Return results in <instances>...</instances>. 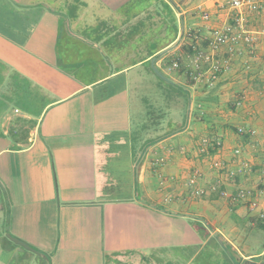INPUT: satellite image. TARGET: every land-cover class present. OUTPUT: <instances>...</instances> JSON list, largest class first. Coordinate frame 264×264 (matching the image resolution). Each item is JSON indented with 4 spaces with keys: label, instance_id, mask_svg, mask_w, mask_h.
<instances>
[{
    "label": "crops",
    "instance_id": "0c3cea01",
    "mask_svg": "<svg viewBox=\"0 0 264 264\" xmlns=\"http://www.w3.org/2000/svg\"><path fill=\"white\" fill-rule=\"evenodd\" d=\"M198 5L210 21L200 19ZM237 18L255 41L221 48L217 57L228 68L213 86L171 74L188 29L200 32L194 42L204 48L213 27ZM262 29L254 13L223 0H0V264L29 256L50 264H180V257L191 264L197 251L176 253L178 245L165 241L193 235L196 217L217 219L221 202L234 207V217L248 207L192 193L194 170L205 173L206 185L215 174L200 152L202 137L222 143L210 144L208 156L235 172L227 188L250 189L261 205L253 211L264 213ZM149 62L186 95V115L179 120L172 109L149 117L146 105L132 130L131 70ZM116 77L119 89L109 87ZM21 80L27 101H40L36 110L13 105ZM96 92L107 94L95 101ZM21 123L28 125L23 135ZM239 126L256 132L240 136Z\"/></svg>",
    "mask_w": 264,
    "mask_h": 264
},
{
    "label": "rangeland",
    "instance_id": "374dc122",
    "mask_svg": "<svg viewBox=\"0 0 264 264\" xmlns=\"http://www.w3.org/2000/svg\"><path fill=\"white\" fill-rule=\"evenodd\" d=\"M200 19L205 21L202 17ZM210 20L211 19L209 18L208 21ZM193 33H194L193 29L191 30L188 29L187 32H185V34L183 35L184 38L177 43L179 44L182 55L184 56V57L178 56L177 58V60H179L181 63L184 60H185L184 62L188 61L189 58L186 57L187 55H189L188 57H191V55L193 54V53L191 54L188 49V46H190L189 43L193 41L194 46L203 48L195 44L194 42L195 38ZM198 33L200 32H196L195 35H197ZM201 37L202 36H199L198 39L199 43L202 39ZM222 49L220 51H222ZM150 63L151 62H149L148 65L145 64L144 66L140 67V69L131 70V76H130L131 83L129 85L128 95H129V111L131 116L132 130L135 124L138 123V120L140 121V119H142L144 115L143 109L144 110L146 109V105H148L146 111H149L148 114L149 117L153 115H158L159 113L163 114L166 113L167 111L171 112V110L173 109L174 112L176 111L178 112L179 120H183L186 111L185 110L187 103L186 95L181 91L179 92L174 91L175 92L174 93L172 89H175V86L162 81L158 75L153 73L152 69L149 67L151 65ZM72 66H71V62H69V67L74 68ZM172 72H175V74H178V76L179 74L182 73L183 78H181V80L183 79L184 82H186L187 84L194 83L196 86H198L201 83L194 81L188 74L184 73L183 70L171 71V74ZM86 76H87L86 78L92 77L91 74ZM121 79L122 77H116L115 82H110L109 87H117V89H119L118 84L120 83ZM9 83H11V81H9ZM27 85L28 84L22 80L18 81L16 92L14 94L12 93L11 100H13L14 103L13 105H17L21 108L24 107L27 108L28 106L29 108L36 110L34 106L39 105L40 101L36 100V96L30 97V100L27 101L26 98L27 87H25ZM160 85H163L164 87H160ZM105 94H107V92L93 93V100L96 101V98H99V96H103ZM109 94L113 95L115 94V92L114 93L110 92ZM31 95H36V93L31 92ZM221 102L222 104H225V103H229V100H222ZM25 124L21 123V127L19 129L20 135H23L26 132V127H28V125ZM99 173L102 174V172ZM54 177L56 178V175ZM56 184H57V180H56ZM112 197L116 198L115 196ZM229 204L230 203L226 205L224 202L218 204L217 210H220L221 214H219L220 216L217 219L210 220L208 217H196L194 220L189 221L192 224V226H190V229H192L190 231V234L193 233V235L185 236V237L180 236V239L177 238V240L165 241L164 244L165 245L168 244L171 246L178 245L176 248H174L176 253L177 251L182 252V250H184L187 253L189 251H197L195 257L193 258L194 261L192 262V264H196V261L202 260V257L198 259L197 255L199 254L204 255L205 251L209 250L208 249L209 247H205V244H202V242L204 241V237H202L201 235L203 230L200 229H207L208 231L211 229V231L212 230L216 231L212 233L216 234V240L218 241L210 240L212 238H215V236L212 235V237L210 236L211 238L208 236L207 237V239L209 238V240L207 241L208 244L217 242L223 245L224 244L232 245L233 247H237L238 249H240L243 256L255 252V250L264 251V230L258 227V223L260 222L259 219L261 218L260 214L262 213L261 210L252 211L248 209V207L243 206L241 207L242 211L239 214L235 213L236 216L234 217L232 215L234 212L231 211V209L234 210L233 209L234 207H232ZM243 205H247V204L245 203ZM259 207H261L260 201H259ZM193 239H195L194 243L196 245H191L188 247H185L183 245V244H191L192 243L191 240ZM211 245L213 246V244ZM28 253H29L28 255L36 256V254H33L32 252H28ZM207 254L208 255L211 254L213 259H215V257L218 256L217 252L215 253L213 249H211V251L208 252ZM29 258L30 256L22 257V258L20 257L19 260L15 258L13 262L10 261L9 264H50L49 262L46 263L44 261L41 262L39 259H37L36 262L30 261Z\"/></svg>",
    "mask_w": 264,
    "mask_h": 264
},
{
    "label": "built area",
    "instance_id": "2783aa9c",
    "mask_svg": "<svg viewBox=\"0 0 264 264\" xmlns=\"http://www.w3.org/2000/svg\"><path fill=\"white\" fill-rule=\"evenodd\" d=\"M176 3L181 4L185 0H174ZM228 7L235 10L246 9L254 13L263 29L264 33V0H223ZM197 10L200 11V16L208 21L210 13L203 9L202 6H196ZM195 40L198 41L199 36H194ZM206 38V48H199L193 46V54L189 57L188 61L182 63L177 59L173 60L169 65V70L179 71L184 69L194 81L201 82L207 86H213L219 79L221 73L228 68V61L224 58L217 57L222 47H226L228 51H233L239 43L251 45L255 41V36L243 29V23L241 18H237L233 23H227L223 26H215L210 30V33ZM239 101H237V104ZM236 132L240 136L246 134L252 136L255 134V129L245 128L239 126ZM208 137H202L200 139V152L206 154L208 158L210 171H215L213 179L209 180L207 185L204 180V174L200 169H196L188 177V183L193 188L192 193L195 195H204L208 192L217 193L222 198L230 199L231 202L246 203L250 210H256L259 207V201L252 196L251 190L235 186L234 190L231 191L227 188L226 180L234 182L235 172L228 170L226 163L218 157L210 158L209 145L212 144V149L221 146L220 140H215L211 143ZM171 152V149H169ZM234 155L239 157L242 154V148L236 146L234 148ZM160 161H164V158H160ZM243 167L246 170H250L248 162L243 163ZM264 217V213L260 214Z\"/></svg>",
    "mask_w": 264,
    "mask_h": 264
},
{
    "label": "flooded vegetation",
    "instance_id": "af4514ba",
    "mask_svg": "<svg viewBox=\"0 0 264 264\" xmlns=\"http://www.w3.org/2000/svg\"><path fill=\"white\" fill-rule=\"evenodd\" d=\"M212 235L215 236V238L210 240L218 241L216 240V234L207 233L206 231L202 234L205 241V247H209V250H206L204 255H197L198 259L202 257V260L196 261V264H264V251L255 250V252L243 256L241 250L237 247H233L232 245H223L217 242L211 243L213 246L208 244L207 241L209 238L207 239V237H212ZM211 249H213L215 253L217 252L218 256H216L215 259L212 258L211 254H207L211 251ZM177 261L180 264L185 263V259L183 257H180ZM193 261L194 259H191L190 263L192 264Z\"/></svg>",
    "mask_w": 264,
    "mask_h": 264
},
{
    "label": "water",
    "instance_id": "95a60500",
    "mask_svg": "<svg viewBox=\"0 0 264 264\" xmlns=\"http://www.w3.org/2000/svg\"><path fill=\"white\" fill-rule=\"evenodd\" d=\"M156 70V69H155ZM157 71V70H156ZM157 73L159 74V72L157 71ZM161 78H163L164 80L170 81L167 77H165L164 75L159 74ZM7 237H9L11 240H13L15 243L23 246L24 248L37 252L36 249H34L31 245L25 243L24 241L20 240L19 238L13 237L12 235L8 234Z\"/></svg>",
    "mask_w": 264,
    "mask_h": 264
},
{
    "label": "trees",
    "instance_id": "16d2710c",
    "mask_svg": "<svg viewBox=\"0 0 264 264\" xmlns=\"http://www.w3.org/2000/svg\"><path fill=\"white\" fill-rule=\"evenodd\" d=\"M173 28H174V31H175V27H173ZM188 49H189L190 53L192 54L193 53V48H192L191 44H190V46H188ZM162 81H164V80H162ZM259 220H260V222L258 223V227L264 230V217H261Z\"/></svg>",
    "mask_w": 264,
    "mask_h": 264
}]
</instances>
